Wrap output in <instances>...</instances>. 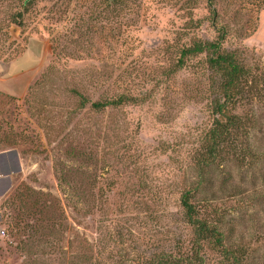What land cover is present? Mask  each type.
<instances>
[{
  "label": "rangeland",
  "instance_id": "374dc122",
  "mask_svg": "<svg viewBox=\"0 0 264 264\" xmlns=\"http://www.w3.org/2000/svg\"><path fill=\"white\" fill-rule=\"evenodd\" d=\"M221 29L264 74V0H0V81L38 56L0 90V264H232L193 243L186 191L264 264V89L234 110L236 155L205 167L219 79L206 54L177 67ZM120 95L136 101L90 107Z\"/></svg>",
  "mask_w": 264,
  "mask_h": 264
},
{
  "label": "trees",
  "instance_id": "16d2710c",
  "mask_svg": "<svg viewBox=\"0 0 264 264\" xmlns=\"http://www.w3.org/2000/svg\"><path fill=\"white\" fill-rule=\"evenodd\" d=\"M116 0H110L114 3ZM212 0H210L211 2ZM212 4V3H211ZM263 5V3H262ZM215 17V10L212 9ZM214 19V18H213ZM218 36L215 41L194 42L188 47L180 50V58L177 67L182 68L185 60L200 54H206L207 65L215 74L217 80L215 83V94H217L211 105L214 121L205 140V156L202 166L212 167L224 160L229 155H236L237 146L233 145L236 140L233 135L237 136L244 130V116L234 112L237 105L242 104L248 99L249 95L258 94L264 89V74H254V69L247 66L235 52H221V41L225 35L224 29L218 30ZM79 99V104L84 107L87 99L77 91H73ZM134 97L120 95L115 99H107L103 102H92L90 107L97 111H103L109 107L116 108L125 103H133ZM226 144V148L222 147ZM248 151V148L245 149ZM239 154V153H238ZM237 160H243L236 156ZM59 183L61 181L59 179ZM193 191H186L181 196V207L183 210V219L192 230L193 243L200 247L201 244L207 243L213 250H223L226 259L232 264H248V253L243 247L230 249L226 246V238L220 229L219 219H213L201 209L192 203ZM220 217V216H219ZM13 228L22 232V226L18 222L13 223ZM197 255V252H196ZM198 256V255H197Z\"/></svg>",
  "mask_w": 264,
  "mask_h": 264
},
{
  "label": "crops",
  "instance_id": "0c3cea01",
  "mask_svg": "<svg viewBox=\"0 0 264 264\" xmlns=\"http://www.w3.org/2000/svg\"><path fill=\"white\" fill-rule=\"evenodd\" d=\"M29 52L33 53V54L32 53L31 54L34 57V60H33V58L31 59V57H30L29 60L25 63V65L23 67L17 68L15 66V64H17L18 58H20V59L23 58L22 56H25L28 52L26 51L21 56L14 59L10 63V65L7 69L8 72L6 74H4L6 76V78H4L2 81H0V90H3V91H5V89L16 90L18 88V83H19V85H20V83H21V85H24V83L22 84L23 78L28 77L27 72H31L33 70V68L35 67L34 64L37 63V59H38V56L32 50L31 51L29 50ZM12 66H15L14 69L16 71L12 72V68H13ZM10 72H11V74H9ZM7 76H9V77L7 78Z\"/></svg>",
  "mask_w": 264,
  "mask_h": 264
}]
</instances>
